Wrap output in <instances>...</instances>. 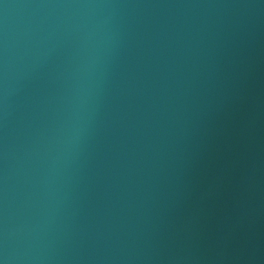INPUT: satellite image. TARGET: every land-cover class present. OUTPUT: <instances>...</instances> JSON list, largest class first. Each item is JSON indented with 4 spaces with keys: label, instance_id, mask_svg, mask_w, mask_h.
Returning <instances> with one entry per match:
<instances>
[{
    "label": "water",
    "instance_id": "95a60500",
    "mask_svg": "<svg viewBox=\"0 0 264 264\" xmlns=\"http://www.w3.org/2000/svg\"><path fill=\"white\" fill-rule=\"evenodd\" d=\"M0 264H58L1 178Z\"/></svg>",
    "mask_w": 264,
    "mask_h": 264
}]
</instances>
